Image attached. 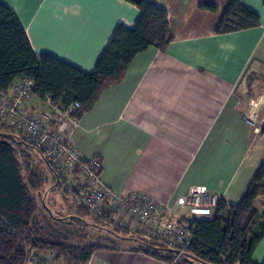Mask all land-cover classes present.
Returning <instances> with one entry per match:
<instances>
[{
  "label": "crops",
  "instance_id": "0c3cea01",
  "mask_svg": "<svg viewBox=\"0 0 264 264\" xmlns=\"http://www.w3.org/2000/svg\"><path fill=\"white\" fill-rule=\"evenodd\" d=\"M149 1L166 11L173 40L164 52L150 47L138 54L122 81L75 121L70 140L83 159L100 160V180L116 194H142L171 206L191 186H201L236 205L264 164V0H241L260 17L257 27L224 34L214 29L227 0ZM0 3L15 14L37 56L50 54L84 72L93 71L115 28L132 27L139 17L124 0ZM210 4L215 12L201 8ZM30 106L52 109L34 96ZM246 116L253 117L254 127ZM36 161L45 173L36 192L41 210L46 212L45 205L53 218L54 207L84 224L74 215L83 190L76 173L59 181L37 152ZM60 182L68 193L54 198ZM117 240L120 245L95 249L89 264H172L136 251L134 241ZM48 254H32L27 264H39ZM253 260L264 262V238Z\"/></svg>",
  "mask_w": 264,
  "mask_h": 264
},
{
  "label": "trees",
  "instance_id": "16d2710c",
  "mask_svg": "<svg viewBox=\"0 0 264 264\" xmlns=\"http://www.w3.org/2000/svg\"><path fill=\"white\" fill-rule=\"evenodd\" d=\"M124 1L138 9L139 17L132 27L115 28L91 72L47 53L37 56L15 14L0 3V93L7 92L16 80H30L33 96L48 100L52 108L65 110L76 103L73 118L77 121L104 90L122 81L138 54L150 47L164 52L173 40L162 7L149 0ZM201 8L216 10L212 4ZM259 23L258 14L246 9L241 0H227L214 34L251 29ZM0 132L14 138L8 145L0 139V264H26L30 255L42 252L57 253L67 263L79 264L87 261L95 249L105 247L76 246L60 238L50 223L54 217L45 205L46 212L41 210L33 194L40 191L44 181L37 174H30L27 179L18 157L19 149L34 148L11 130ZM261 134L264 135V128ZM94 218L102 225L81 221L117 239L134 241L136 251L169 263L178 253L163 241L121 229L108 219ZM189 228L194 238L179 255L178 263L172 264H220L223 259L257 264L253 260L254 251L264 238V164L256 170L238 204L227 205L220 200L209 217H193Z\"/></svg>",
  "mask_w": 264,
  "mask_h": 264
},
{
  "label": "built area",
  "instance_id": "2783aa9c",
  "mask_svg": "<svg viewBox=\"0 0 264 264\" xmlns=\"http://www.w3.org/2000/svg\"><path fill=\"white\" fill-rule=\"evenodd\" d=\"M32 90V81L16 80L7 92L0 93V130H11L32 145L59 181L65 179L67 172H75L83 184L78 202L89 215L163 241L181 254L194 238L189 221L197 216L209 217L223 200L222 196L201 186H191L184 196L168 206L142 194L114 193L100 180V160L83 159L70 140V130L76 121L73 114L78 105L71 103L65 110H34L30 106ZM245 121L254 127L253 117L246 116ZM37 261L69 264L57 253H49ZM79 264H89V259ZM220 264L239 263L223 259Z\"/></svg>",
  "mask_w": 264,
  "mask_h": 264
},
{
  "label": "rangeland",
  "instance_id": "374dc122",
  "mask_svg": "<svg viewBox=\"0 0 264 264\" xmlns=\"http://www.w3.org/2000/svg\"><path fill=\"white\" fill-rule=\"evenodd\" d=\"M34 110H36V107H32ZM50 110V109H49ZM47 111V110H45ZM18 157L22 163L23 172L26 178L28 179L30 174L38 175L42 178V180H45V173L43 165H41L38 161H36V152L29 150V152L22 151L19 149ZM59 186L61 187L60 190H58V195L53 194L54 198H60L62 197L61 194H67L68 188L66 185H64V182H60ZM46 187H43V191ZM44 193V192H42ZM36 197V192L33 193ZM38 203L40 204V200L38 198ZM44 204L47 205L48 200L43 199ZM78 205L74 207V215L82 218V220L90 225H96L101 226L102 224L96 220L93 216L89 215L80 205L78 200L76 201ZM42 205H40L41 207ZM50 213L53 217L59 218L63 217V221L59 223L50 222L53 224L56 232L60 235V238L62 240L66 239L65 241L71 245L76 246H84V245H104V246H116L117 244L120 245L117 238L109 235L105 231L92 227L90 225H84L81 223H75V220L72 218L65 217V214L60 215L61 212L57 210L54 207H50ZM68 222V223H66ZM103 227V226H102ZM179 255L176 254L175 257L172 258V263H178L179 261Z\"/></svg>",
  "mask_w": 264,
  "mask_h": 264
},
{
  "label": "water",
  "instance_id": "95a60500",
  "mask_svg": "<svg viewBox=\"0 0 264 264\" xmlns=\"http://www.w3.org/2000/svg\"><path fill=\"white\" fill-rule=\"evenodd\" d=\"M0 139H1V142L2 143H5V144H9V142L8 141H12L14 138H13V136L12 135H10V134H6V133H1L0 132Z\"/></svg>",
  "mask_w": 264,
  "mask_h": 264
}]
</instances>
